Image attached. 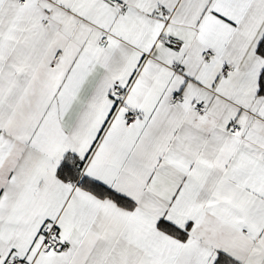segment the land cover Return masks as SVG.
<instances>
[{
  "label": "snow or ice",
  "instance_id": "obj_1",
  "mask_svg": "<svg viewBox=\"0 0 264 264\" xmlns=\"http://www.w3.org/2000/svg\"><path fill=\"white\" fill-rule=\"evenodd\" d=\"M0 264H264V0H0Z\"/></svg>",
  "mask_w": 264,
  "mask_h": 264
}]
</instances>
